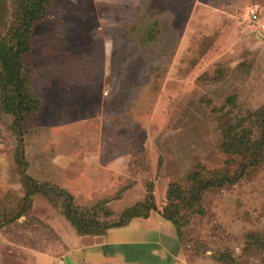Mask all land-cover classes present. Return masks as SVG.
<instances>
[{"label":"rangeland","instance_id":"374dc122","mask_svg":"<svg viewBox=\"0 0 264 264\" xmlns=\"http://www.w3.org/2000/svg\"><path fill=\"white\" fill-rule=\"evenodd\" d=\"M26 3L0 0V38ZM29 38L38 111L0 86V264H264V0H47Z\"/></svg>","mask_w":264,"mask_h":264},{"label":"trees","instance_id":"16d2710c","mask_svg":"<svg viewBox=\"0 0 264 264\" xmlns=\"http://www.w3.org/2000/svg\"><path fill=\"white\" fill-rule=\"evenodd\" d=\"M27 3L24 5L23 12L20 17V25L14 30L9 38L1 37L0 38V86L1 90L5 93L4 97V107L14 112L22 120L25 117V114H30L35 110L36 112L39 109V101L31 93L30 88L26 86V79L23 76V67H22V54L24 51H27L29 47V36L32 32V29L36 22L40 21L46 12V1L47 0H24ZM264 116V109L260 113ZM264 127V121H263ZM228 141L230 143H225V147L230 149L232 144L231 141H234L237 136H229ZM228 144V145H227ZM264 148V132L261 139L257 142L256 152L261 154ZM23 167H25V162H20ZM244 171L240 175H237L234 178L223 177L217 181H206L201 182L197 190V199H200V194L202 191L207 190L211 187H224L227 183L235 184L240 178L243 177ZM29 180H33L28 177ZM32 188L27 192V196H30L34 193H44L49 194L51 189L59 192L62 197L67 201L65 206V214L71 223L81 230L85 234L94 233L95 235L102 234L96 227L85 226L80 222V220L75 216L73 210L74 196L67 190L60 187H53L50 190L39 186L36 182L32 181ZM154 208V205L150 206ZM143 214L132 213L129 215L125 224H116L112 227H118L127 225L133 217L142 216ZM173 223H178L173 217L165 215ZM148 217V214L145 215ZM157 258V257H156ZM157 264H170L168 262L160 261L159 258L156 259Z\"/></svg>","mask_w":264,"mask_h":264},{"label":"built area","instance_id":"2783aa9c","mask_svg":"<svg viewBox=\"0 0 264 264\" xmlns=\"http://www.w3.org/2000/svg\"><path fill=\"white\" fill-rule=\"evenodd\" d=\"M249 13L251 15L252 20L258 19L257 12L254 9H251ZM57 264H65V260H60Z\"/></svg>","mask_w":264,"mask_h":264}]
</instances>
